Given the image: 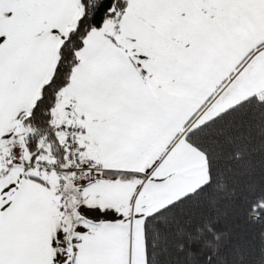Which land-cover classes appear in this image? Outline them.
<instances>
[{"label":"snow or ice","instance_id":"6c2138e0","mask_svg":"<svg viewBox=\"0 0 264 264\" xmlns=\"http://www.w3.org/2000/svg\"><path fill=\"white\" fill-rule=\"evenodd\" d=\"M0 264H264V0H0Z\"/></svg>","mask_w":264,"mask_h":264}]
</instances>
